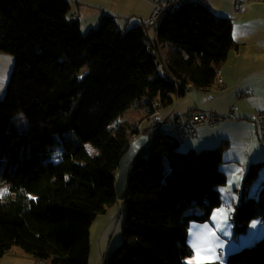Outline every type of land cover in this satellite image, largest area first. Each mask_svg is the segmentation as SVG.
I'll use <instances>...</instances> for the list:
<instances>
[{
	"label": "trees",
	"instance_id": "trees-1",
	"mask_svg": "<svg viewBox=\"0 0 264 264\" xmlns=\"http://www.w3.org/2000/svg\"><path fill=\"white\" fill-rule=\"evenodd\" d=\"M149 26L121 30L104 15L83 35L68 0H0V53L13 55L0 97V186L9 190L0 199V258L18 246L47 264H88L89 228L119 200L120 157L134 133L149 135L152 127L112 123L141 98L150 114L154 103L162 109L190 87L212 86L238 46L231 20L200 4L167 15L148 41ZM162 43L170 45L166 57ZM68 131L76 143L61 138ZM179 142L158 133L135 162L121 200L122 240L107 264H187L190 223L207 221L221 204L218 187L226 176L220 146L182 151ZM86 143L98 152L89 154ZM56 147L57 163L51 158ZM262 166L250 163L244 190ZM257 207L264 225V188L257 198L242 199L233 216L239 231ZM225 264H264V235L229 254Z\"/></svg>",
	"mask_w": 264,
	"mask_h": 264
},
{
	"label": "crops",
	"instance_id": "crops-1",
	"mask_svg": "<svg viewBox=\"0 0 264 264\" xmlns=\"http://www.w3.org/2000/svg\"><path fill=\"white\" fill-rule=\"evenodd\" d=\"M210 1L213 3V7H211L210 2L207 1L209 2L207 3L208 9L213 14H223L222 16L229 18L232 22V34H234V20H240L243 18L246 15L244 11L250 5L246 4L245 6V1L239 0L241 2L240 9L235 12L232 2L234 0H217V3L213 2L214 0ZM68 2L70 4V15L78 19L82 32L86 27L94 26L101 14H103V16H111L116 21L118 28L121 30H125L131 26L143 24V19L149 15L152 8V4L148 0H68ZM261 3L264 5V0H261ZM82 12H86L88 15L85 17L82 15ZM237 12L240 13V15H235ZM88 19H91L90 22ZM122 20L124 22H122ZM120 22L123 23L121 27L119 26ZM157 28L158 26L154 25L147 27L146 39L148 41L149 39L156 38ZM234 40L238 43V46L235 48L237 53L240 54V52H242L240 55L241 57L239 56L240 58L237 59L238 67L235 70V73H232L229 70L230 63H226L222 65V70L219 67V71L225 85L221 88H216L214 85L208 88H202L205 90L206 94H209L208 98L213 101L206 103L202 101L201 105H198V100H190V103L192 104L185 110L181 109L178 111V105L175 108L172 105L168 106L169 108H162V112L165 116H168L167 126L170 127L174 120L179 119L182 114L194 111L199 107L208 108L209 112L223 116L229 112L232 105L236 106V117L234 119L222 122L219 121V124L216 126L213 125L214 127H210L211 125L208 124V126L206 123L199 125L197 128V134H199L197 142L203 146L202 148L220 146L222 159L219 164V169L226 175V183L224 185L228 184L230 181V173L228 172H231V174L235 175V177H239V179L234 180V183L231 185L236 186V188L240 191L243 176L245 174L244 172L248 167V162L250 160H254V162H264V135H260L259 127L253 124L255 122L251 120L255 110H264V39H254V57L249 56L248 52L240 49L239 46L241 45L242 39L234 38ZM163 46L167 53L170 45L168 43H164ZM161 50L163 53L162 44ZM163 55L166 57L164 53ZM249 61H253L254 65ZM189 90L190 88L186 91ZM139 105H141L139 113L143 116L147 109L142 104ZM132 108L133 106L129 109ZM121 116L119 118H121ZM140 120H136L138 122L135 124H137V126L140 124L139 127L142 131H144L143 128L146 129L149 125H151V123L146 120ZM127 125L130 124H125L124 126ZM249 141L251 143H249ZM253 148L254 152L251 154V159H248L249 151H252ZM243 153H246L245 160L242 159ZM230 162L235 163V166L233 167ZM222 167H224V169H222ZM259 174L260 181L264 185V166L260 168ZM222 188L223 187L218 188L220 195L223 193ZM225 193L230 195V197L232 196L228 190H225ZM247 197H249L248 193L239 196L240 199H245ZM236 198L238 199L237 196ZM232 216H234V214ZM202 224L204 223L191 222L189 230L191 227L195 228L198 230L202 238L205 234V232L202 231L204 226ZM255 239L256 237L250 241L247 246H251ZM15 248H17V250ZM15 248L13 247L11 250L4 253V255L0 258V264H38L36 258L32 255L25 253L18 246H15Z\"/></svg>",
	"mask_w": 264,
	"mask_h": 264
},
{
	"label": "rangeland",
	"instance_id": "rangeland-1",
	"mask_svg": "<svg viewBox=\"0 0 264 264\" xmlns=\"http://www.w3.org/2000/svg\"><path fill=\"white\" fill-rule=\"evenodd\" d=\"M206 1H209L211 4V7H213V3L210 0H206ZM244 1H245V6L246 4H249L250 6L244 11L246 15L243 18H241L240 20H234L233 36L234 38L242 39L241 45L239 46L240 49L242 51L248 52L249 56L254 57V39H257V40L264 39V5L263 3H261V0H244ZM213 2L217 3V0H214ZM82 15L86 17L88 13L82 12ZM213 15H215L216 17H225V16H222L223 14L217 15L214 13ZM235 15H240V13L237 12ZM102 16L103 14H101L100 18L98 19V21L96 22L94 26L86 27L83 30V32L81 31L83 35H85L89 31V29L96 28L99 22L101 21ZM90 20L91 19H88L89 22ZM122 22L124 21L122 20ZM121 25H123V23L120 22L119 26L121 27ZM163 44L164 43H162L163 53L166 56L167 53L164 50ZM230 51H229L230 54L228 53L230 56L228 55V59L225 60L220 65V69L222 70V65L226 63H230L229 70L232 73H235V70L238 67L237 59L241 57L240 55L242 54V52H240V54L237 53L235 48H232ZM9 58H10V62H9ZM233 59H236V60H233ZM249 62L254 65L253 61H249ZM12 69H13V55L6 53V52H1L0 53V76H3L4 79H3V87H0V97H3L4 95L5 87H6L7 81L9 80ZM86 69L87 67L82 68L83 71H86ZM208 97H209V94H206L204 89L197 88V87H190V90L185 91L183 95H180V96L176 95L174 97L173 107L175 108L178 105V111H179L181 109L185 110L186 108H189L190 105L192 104L190 103V100L192 101L198 100V105H201L202 101H204L205 103L213 101L212 99H209ZM178 100H179V103H178ZM144 102H145V98H141L140 100L136 101L134 105H132L133 108L125 111V113L121 116V118H119L116 122H114L112 126L114 128L123 127L125 124H130L134 126L136 122H138L140 119H141L140 121H142L144 118H146L144 120L151 121L152 117L150 114H148L147 111L143 114V116L142 114L140 115L139 113V110L141 108V105L139 104L143 105ZM232 106H235V105H232ZM165 108H169V107H165ZM162 111L163 110L161 109L160 110L161 117L164 118V120H168V116H165ZM194 111L209 112V109L204 108V107H199L198 109ZM147 114L148 116L145 117ZM251 120H253V118H251ZM222 121H226V120H221L220 122ZM206 124L208 125V123ZM217 124L219 123L216 122L214 125L216 126ZM253 124L259 126V124L257 123H253ZM138 126H140V124ZM210 127H214V126L212 125ZM259 132L261 135V131ZM139 134H144V133L140 132ZM138 135H136V137ZM198 135L199 134H197L196 136L186 137L184 140H181L179 142L180 144H178L177 146V149L182 150V151H186L188 149L199 151L203 146L201 144H198L197 142V140L199 139ZM61 138L66 141L73 142V143L77 142V137L73 131L62 133ZM250 141L249 143H251ZM85 148L88 151V153L91 155L98 152L97 150L94 149V147L90 143H86ZM253 152H254V148L252 149V151L251 150L249 151L248 159H251V154H253ZM245 155L246 153H243V158H242L243 160L246 159ZM51 158L55 163L60 161L61 159V148L60 147H56V149L53 151L51 155ZM252 162H254V160H250L247 166H249L250 163ZM230 164H232L233 167L235 166L234 165L235 163L230 162ZM222 169H224V167H222ZM246 171L244 173H246ZM228 173H230V177H229L230 181L228 182V184L224 186L223 185L219 186V187H223L222 188L223 193L220 195V198L222 201L221 204L213 208L210 218L207 221L200 222V223H204L202 225H207L208 229H210L211 232L215 234L214 237H211L210 235H208L206 231H204L205 234L202 237V243H204L206 247L214 249V251H211L208 253V256L210 257V259L208 260H212V258L213 260L217 259L221 264H225L226 258L229 254L235 251H238L240 249H243L245 247H248L247 245L255 237L256 239H258L264 235V225L261 223V220H260L259 207H257L256 209V216L249 222L245 231L241 232L238 230L237 224L232 216L233 214L235 216V213H236L235 211H237L240 203L242 202V198L240 199L239 196L243 194V191L248 193L249 197L253 196V198L254 197L257 198L259 191L264 188V185L261 183L260 178H259L260 174L251 182L247 191L246 189L245 190L243 189V182H242V186L239 191L238 188H236V186L231 185L232 183H234L233 177H235V175L231 174V172H228ZM243 179H244V176H243ZM5 189L6 191H4ZM225 190H228V192L232 196L230 197V195H227L225 193ZM0 193H2L0 194V199H3L7 195H9V190L6 185L0 186ZM236 196L238 197V199L236 198ZM246 199L247 198H245V200ZM125 214H126V210L123 209V202L121 200H116L115 202L106 205L105 210L103 212H100L96 216V218L93 220L89 228L88 264H103V262L105 264L108 263V257L111 251L115 249L122 240L123 223H124ZM190 230L188 233L189 236H188L187 242L190 245L193 253L191 256L186 257L184 259V262L193 260V257L195 255V250L191 246V242L194 239L193 233H196L200 236V233L195 228L191 227ZM15 249L17 250V248ZM193 263H196L195 260H193Z\"/></svg>",
	"mask_w": 264,
	"mask_h": 264
},
{
	"label": "built area",
	"instance_id": "built-area-1",
	"mask_svg": "<svg viewBox=\"0 0 264 264\" xmlns=\"http://www.w3.org/2000/svg\"><path fill=\"white\" fill-rule=\"evenodd\" d=\"M152 4L151 11L149 15L143 19V23L148 25L157 26V17L161 13V10L164 7H169L172 4H193L196 0H148ZM205 6L207 7V1L203 0ZM241 2L239 0H234L233 8L234 11H239ZM223 84H218L216 88H221ZM158 106V114L156 117L151 118L152 128H150L149 138L154 133L155 130H170L175 131V133L180 134V141L184 140L186 137L196 136L197 127L203 123H208L211 126L216 122L221 120H230L236 117L235 115V106H232L228 113L225 115H217L211 112H197L195 114H185L179 118L175 123L168 127L167 120L160 115V105ZM253 121L259 124L261 131H264V110H255L253 112ZM264 183V182H263Z\"/></svg>",
	"mask_w": 264,
	"mask_h": 264
},
{
	"label": "water",
	"instance_id": "water-1",
	"mask_svg": "<svg viewBox=\"0 0 264 264\" xmlns=\"http://www.w3.org/2000/svg\"><path fill=\"white\" fill-rule=\"evenodd\" d=\"M150 145L149 135L146 133L139 134L129 143L127 149L121 155L115 179L117 199L125 200L133 166L140 157L148 152Z\"/></svg>",
	"mask_w": 264,
	"mask_h": 264
},
{
	"label": "bare ground",
	"instance_id": "bare-ground-1",
	"mask_svg": "<svg viewBox=\"0 0 264 264\" xmlns=\"http://www.w3.org/2000/svg\"><path fill=\"white\" fill-rule=\"evenodd\" d=\"M193 4H200L205 6V3L203 2V0H196V2H193ZM184 4H172L169 7H164L161 10V13L158 15L157 17V26L163 21V19L172 13H175L177 11L178 8L182 7ZM215 82L213 83V85L216 87L218 84H223V80H222V76L220 71H218V73L216 74V78H215ZM156 104L159 103H154V109L152 110V112L150 113L151 117H156V115L158 114V106ZM150 117V118H151ZM158 133H163L167 136H170L173 139L179 140L180 141V134L179 133H175V131H170V130H155L154 133L151 135L150 139V143H152V141L154 140V138L158 135ZM137 133L133 134L131 136V141L133 139L136 138ZM38 264H47L48 262L45 259H39ZM103 264H105L103 262Z\"/></svg>",
	"mask_w": 264,
	"mask_h": 264
},
{
	"label": "snow or ice",
	"instance_id": "snow-or-ice-1",
	"mask_svg": "<svg viewBox=\"0 0 264 264\" xmlns=\"http://www.w3.org/2000/svg\"><path fill=\"white\" fill-rule=\"evenodd\" d=\"M9 62H10V58H9ZM3 79L4 77L0 76V87H3ZM233 179L236 180V179H239V177H233ZM4 191H6V189ZM202 231H206L208 235H210L211 237L215 236V234L212 233L210 229H208L207 225L203 226ZM193 236H194V239L191 242V246L195 250V255L193 257V260H195L196 264H204L205 261L210 259V257L208 256V253L211 251H214V249L206 247L205 244L202 243V238L198 234L193 233ZM193 260H189L187 264H193Z\"/></svg>",
	"mask_w": 264,
	"mask_h": 264
},
{
	"label": "clouds",
	"instance_id": "clouds-1",
	"mask_svg": "<svg viewBox=\"0 0 264 264\" xmlns=\"http://www.w3.org/2000/svg\"><path fill=\"white\" fill-rule=\"evenodd\" d=\"M21 116H22V114H21Z\"/></svg>",
	"mask_w": 264,
	"mask_h": 264
}]
</instances>
